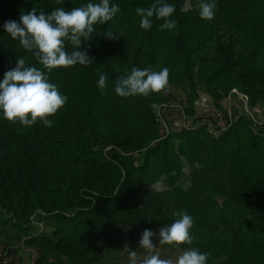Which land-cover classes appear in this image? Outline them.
Wrapping results in <instances>:
<instances>
[{
  "label": "trees",
  "instance_id": "obj_1",
  "mask_svg": "<svg viewBox=\"0 0 264 264\" xmlns=\"http://www.w3.org/2000/svg\"><path fill=\"white\" fill-rule=\"evenodd\" d=\"M156 2L110 0L120 11L95 24L81 48L94 62L49 73L4 23L19 22L33 7L49 14L99 0H0V81L23 57L67 97L48 117L51 127L42 121L25 127L0 113V213L24 231L18 250L24 258L25 249L33 251V264H110L105 241L144 225L159 232L178 211L194 221L193 243L180 245L183 250L211 253L207 264H264V120L255 111L264 108V0H216L211 20L200 18L198 0H164L175 5L176 29L160 30L164 21L153 16L145 30L135 9ZM109 29L123 36L108 39ZM133 67L167 68L166 89L118 96L116 78ZM102 73L104 94L97 85ZM202 93L227 126L198 117ZM236 93L248 98L249 112ZM174 108L186 121L168 130ZM162 174L167 179L157 185ZM215 203L220 208L213 212Z\"/></svg>",
  "mask_w": 264,
  "mask_h": 264
},
{
  "label": "clouds",
  "instance_id": "obj_2",
  "mask_svg": "<svg viewBox=\"0 0 264 264\" xmlns=\"http://www.w3.org/2000/svg\"><path fill=\"white\" fill-rule=\"evenodd\" d=\"M63 3V0H57ZM216 0H198L196 8L199 16L204 20L214 18ZM120 11V6L111 4L110 0H99V3H87L85 6L75 7L66 11L62 7L55 8L49 14L33 9L27 13H21L19 22L9 20L4 23V29L13 39L18 40L20 46L32 52L37 62L47 72L60 67L74 65L88 66L94 62L87 51H81L84 42L88 41L94 32L95 24H104L112 20ZM136 14L141 17L140 27L148 30L152 27L153 16L163 20L160 30H173L177 22L171 17L175 12V5L157 0L147 9L137 7ZM108 39L115 40L120 33L114 36L109 29L105 35ZM71 45L72 51H66L65 42ZM169 70L163 68L153 71L149 68L139 69L133 67L130 73L117 77L115 80V93L123 98L141 95L149 96L151 93H160L168 85ZM107 75L100 74L97 85L101 93H105L107 87ZM67 100L54 83L49 82L48 75L36 67L26 66L23 57L18 58L16 67L4 73L0 81V113L11 122H19L22 126H31L42 121L45 127H51L52 121L48 117L57 113ZM153 110L158 105H151ZM167 179L162 174L157 185H161ZM119 190L116 194H118ZM178 217L170 225L159 229L158 235L151 229H145L139 239V246L145 250L146 255L141 258L137 251L128 252V264H207L211 253H203L197 248L183 251L175 260L161 258L156 252V245L152 237L156 236L159 245L182 244L191 245L193 237L190 234L194 221L193 217L185 211L174 212Z\"/></svg>",
  "mask_w": 264,
  "mask_h": 264
},
{
  "label": "rangeland",
  "instance_id": "obj_3",
  "mask_svg": "<svg viewBox=\"0 0 264 264\" xmlns=\"http://www.w3.org/2000/svg\"><path fill=\"white\" fill-rule=\"evenodd\" d=\"M179 93H182V92H179ZM232 105L234 107L239 106V109L242 110L241 105L238 102V99L235 97H232ZM196 108H197L198 117L205 119L206 117H209L212 114L214 107H213V103L211 102V99H209V97H207L206 94L202 93L199 101L196 104ZM255 111H256L257 121L259 122V121L264 120V108L258 107V108H256ZM255 111H253V113ZM250 113H252V112H250ZM166 117L169 118V122H170V125L172 128H180L181 127L182 119H181V116H180V114L176 108L172 109V111L167 113ZM168 127H169V125H168ZM107 150H110L113 152L112 148L107 149ZM185 173H186V177L182 180V185L186 189L191 185V182H190V178L188 176L189 170H187ZM217 201H219V200H217ZM213 206H214L213 212H216L218 210V207L220 208V206L217 203H215ZM7 219L8 218L5 215L0 213V232H1L0 233V243L3 245H8V246L20 248V246H22L26 242L25 241L26 239H23V241H21V238L23 236L24 231L19 229V228L13 227L12 224L7 221ZM37 220L42 222L40 225L43 227V223L46 220L42 219L40 216H37ZM44 226H46V223H44ZM47 226H46V230H47L46 233L52 232L53 227L51 225H49L48 227ZM145 229H148L146 225L141 226L139 228L128 230V231L123 232L121 234H117L109 242L105 241V243H103V251H104L105 259L107 261H109L110 264H116L115 262H117L118 260H122V261H120L121 262L120 264H128V261L125 260V258H123L122 255L128 256V252L130 250L137 251V252L139 251V249H140L139 239H140L141 234L143 233V231ZM155 233H157V235H158V232H155ZM152 242L157 247H162L159 245V240L156 238V236L152 237ZM171 248H172L171 249V252H172V250H174V248H176V246L171 245ZM25 251L29 252L30 255H27L24 258V253H22L23 262H25V260L28 259L24 264H33V262L36 260V257H35L36 254L33 251H29L28 249H25ZM183 251H185V250H183ZM108 252H112L115 256L109 254ZM140 252L138 253V256L142 255V254H140ZM105 253H106V256H105ZM162 255H165V254L162 253ZM143 256H144V254H143ZM140 257L143 258L142 256H140Z\"/></svg>",
  "mask_w": 264,
  "mask_h": 264
},
{
  "label": "built area",
  "instance_id": "obj_4",
  "mask_svg": "<svg viewBox=\"0 0 264 264\" xmlns=\"http://www.w3.org/2000/svg\"><path fill=\"white\" fill-rule=\"evenodd\" d=\"M241 99L244 101V107H248V98L244 95L237 93ZM249 109V108H248ZM231 112V110H230ZM247 112V111H246ZM207 119H212V121L218 126L225 127L228 125V119L223 112H212ZM182 123L186 121V118L181 117ZM167 124V125H166ZM168 125H170L169 118L168 123H165L164 127L169 130ZM19 247H12L3 245L0 243V264H23L22 254L18 250Z\"/></svg>",
  "mask_w": 264,
  "mask_h": 264
},
{
  "label": "crops",
  "instance_id": "obj_5",
  "mask_svg": "<svg viewBox=\"0 0 264 264\" xmlns=\"http://www.w3.org/2000/svg\"><path fill=\"white\" fill-rule=\"evenodd\" d=\"M160 246H162V247H156V252H158L159 253V255H160V257L161 258H166V259H172V260H175L182 252H183V250L181 249V247L179 246V247H176V248H174V250H172V252H171V245H160ZM141 251V252H140ZM140 252V254H142V255H140V256H142L143 257V254L144 255H146L147 253L145 252V250H143V249H139V251H138V253ZM109 254H111V255H114L112 252H108ZM162 253H164L165 255H162ZM30 255V254H29ZM122 255V254H121ZM105 256H106V253H105ZM115 256V255H114ZM29 257V256H28ZM122 257L123 258H125V260H127L128 261V256H123L122 255ZM121 259V258H120ZM28 259H26L25 260V262L27 261ZM120 261H122V260H118L117 262H115L116 264H120L121 262ZM24 262V263H25Z\"/></svg>",
  "mask_w": 264,
  "mask_h": 264
},
{
  "label": "water",
  "instance_id": "obj_6",
  "mask_svg": "<svg viewBox=\"0 0 264 264\" xmlns=\"http://www.w3.org/2000/svg\"><path fill=\"white\" fill-rule=\"evenodd\" d=\"M236 94H237V93H236ZM246 111H247V112H249V109H248V107H246Z\"/></svg>",
  "mask_w": 264,
  "mask_h": 264
}]
</instances>
